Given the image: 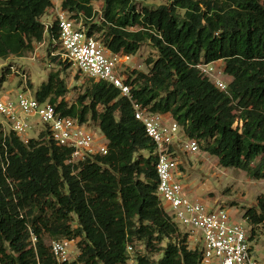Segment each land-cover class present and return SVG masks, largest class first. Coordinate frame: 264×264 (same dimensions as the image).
<instances>
[{"label": "trees", "instance_id": "1", "mask_svg": "<svg viewBox=\"0 0 264 264\" xmlns=\"http://www.w3.org/2000/svg\"><path fill=\"white\" fill-rule=\"evenodd\" d=\"M101 1L98 12L94 0H64L63 7L82 14L89 33L104 32L113 52L154 48L149 71L125 77L132 99L177 121L220 165L264 179V0ZM50 6L0 0V57L22 56L46 37L49 52L55 49L57 23L46 35L41 20ZM51 58L65 68L70 63ZM213 61L224 62L226 91L198 67ZM10 69L2 70L0 89ZM88 80L73 102L59 70L33 94L62 116L99 122L107 154L69 163L72 150L48 131L28 139L0 132V264H56L51 242L59 238L76 239L73 264H126L129 244L142 264H198L200 251L157 194L155 143L131 100L109 82ZM244 217L254 238L264 225V194Z\"/></svg>", "mask_w": 264, "mask_h": 264}, {"label": "built area", "instance_id": "2", "mask_svg": "<svg viewBox=\"0 0 264 264\" xmlns=\"http://www.w3.org/2000/svg\"><path fill=\"white\" fill-rule=\"evenodd\" d=\"M50 2L51 6L46 13L51 14L52 19L43 23L49 33L56 22L59 33L58 40L54 41V46H58L59 51H52V55H60L64 61L75 65L89 78L111 83L131 100L136 119L143 123L147 135L155 143L157 194L173 220L188 234L190 247L200 251L198 264H264V256H258L252 245L256 236L251 238L250 229L236 221L224 207L211 208L185 193L183 184L177 178V149L181 147L185 151L197 153L200 144L196 139L188 137L177 121L152 112L132 99L131 86L125 82L126 75L123 71L131 55L111 51L95 33H89L85 17L80 14L77 18L73 12L65 9L64 0ZM215 64L216 61L202 62L198 67L219 88L226 91L229 79L222 76L224 68L220 69ZM15 94L11 98L0 92V115L5 117L0 120V132L3 136L13 131L21 138L28 139V131L34 125L37 127L42 123L43 128L36 137L41 132L48 131L49 137L58 145L70 148L72 152L67 161L69 163H79L97 154L108 153V139L102 131L99 135L88 122L62 116L54 104L39 101L26 89H20ZM27 117L38 119L31 124ZM75 243L76 239L68 238L51 242L56 264H73L75 259L71 258V253L74 249L71 246ZM127 250L129 257L126 264H142L132 245L129 244Z\"/></svg>", "mask_w": 264, "mask_h": 264}, {"label": "rangeland", "instance_id": "3", "mask_svg": "<svg viewBox=\"0 0 264 264\" xmlns=\"http://www.w3.org/2000/svg\"><path fill=\"white\" fill-rule=\"evenodd\" d=\"M168 0H148L145 3L148 5L157 6L166 3ZM95 10H101L102 1L94 0ZM97 18H99L97 16ZM51 14L46 13L42 16L41 20L46 22L51 20ZM97 38L105 45L104 32L97 31ZM46 35L48 33L46 32ZM48 38L46 37L40 43H36L35 49L30 52L24 53L22 56L10 55L8 58L0 57V74L2 70L11 66L9 72H5L6 80L3 83L2 94L7 97L14 98L15 93L20 89H26L30 93L34 91L44 82L48 80L51 72L60 71L61 77L64 78L68 85V92L66 98L69 102H73L82 94L90 85L89 77L82 74L78 68L69 63L65 68L64 65L53 61L51 58L52 52L48 50ZM51 50H53L51 48ZM59 51L56 46L54 53ZM149 57H156V51L148 44L144 43L135 55H131L124 71L127 75L133 69L136 71L148 72L150 66L146 60ZM66 62V61H65ZM220 69H223L224 62L218 61L215 64ZM127 72V73H126ZM22 74H25L22 75ZM225 79H230L227 73L222 75ZM31 84L33 88L31 87ZM5 117L0 115V120ZM31 124L38 119L37 117L26 118ZM88 125L101 135L99 122L90 120ZM43 128L41 123L39 126L33 127L28 131L30 137H36L40 130ZM206 143H200V149L197 153L185 151L178 147L176 158L179 161L177 169V178L183 184L185 193L190 197L198 198L209 207L215 208L222 206L227 209L235 218L236 221L245 225L251 231V225L244 217L246 209L256 206L259 196L264 194V179H255L251 177L246 171L234 168L224 167L219 164L218 158L212 155L205 149ZM143 154H148L146 151ZM256 164V162H254ZM256 234L253 236L256 240L253 242L255 252L258 256H264V225L255 227ZM50 241V240H49ZM194 246V244H192ZM71 258L76 259L79 254L77 244H73L71 249Z\"/></svg>", "mask_w": 264, "mask_h": 264}]
</instances>
